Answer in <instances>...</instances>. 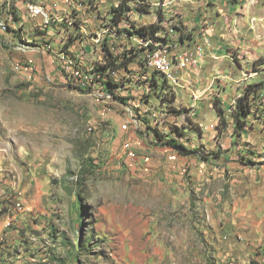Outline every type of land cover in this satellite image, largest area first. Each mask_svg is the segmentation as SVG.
Listing matches in <instances>:
<instances>
[{
    "label": "rangeland",
    "instance_id": "1",
    "mask_svg": "<svg viewBox=\"0 0 264 264\" xmlns=\"http://www.w3.org/2000/svg\"><path fill=\"white\" fill-rule=\"evenodd\" d=\"M33 1L60 4L76 25L54 18L43 30L22 1L0 0L11 41L0 39V183H15L0 197V215L12 210L0 264H260L244 252L222 260L216 246H249L256 235L264 243V88L251 97L244 130L230 113L241 85L264 83V0H132L118 24L123 0ZM153 24L158 42L138 33ZM91 36L101 49L69 50L71 42L90 49ZM204 36L225 57L206 59L178 85L167 79L151 99L146 80L166 76L138 59L107 80L95 76L104 46L123 57ZM61 51L83 70L62 72ZM109 79L121 85L115 95ZM177 132L195 153L164 145Z\"/></svg>",
    "mask_w": 264,
    "mask_h": 264
},
{
    "label": "built area",
    "instance_id": "2",
    "mask_svg": "<svg viewBox=\"0 0 264 264\" xmlns=\"http://www.w3.org/2000/svg\"><path fill=\"white\" fill-rule=\"evenodd\" d=\"M23 1L29 17L41 21L40 29L45 30L52 23L54 18H56L57 13H59L57 4L37 3L33 0ZM67 4L71 5L72 3L69 1ZM66 20L71 28L75 27L76 18L73 17L72 13L67 14ZM9 29L10 26L8 23L0 18V39L6 45H9L11 41L5 39L3 35H6ZM154 46L157 48L145 55V57L149 56L145 63L146 67L151 70L155 69L165 73V76L170 82L177 84L180 78V71L187 70L190 67H196L206 59V52L207 49L211 47V41L207 36H204V38H197L192 47L189 45H180L179 48L175 45L174 47L170 45L162 47L160 44H154ZM58 58L60 59L59 68L62 72L78 73V71L83 70V67H85L75 56L66 52L61 51ZM15 71H21L20 65L15 67ZM153 116L157 118V114L154 113ZM129 147L130 145L128 144L125 146L126 149ZM129 155L135 157L133 153ZM17 209H22L20 203L17 204Z\"/></svg>",
    "mask_w": 264,
    "mask_h": 264
},
{
    "label": "trees",
    "instance_id": "3",
    "mask_svg": "<svg viewBox=\"0 0 264 264\" xmlns=\"http://www.w3.org/2000/svg\"><path fill=\"white\" fill-rule=\"evenodd\" d=\"M17 1L21 0H9V2L16 3ZM144 1V0H143ZM131 2L132 0H123L122 3H120V8L116 9V13L114 12V22L116 24L121 23L122 21V16L126 14L132 7H131ZM137 11L141 12L142 14L147 11L144 7H135ZM132 10V9H131ZM3 15V13H0V17ZM153 29L152 32L150 30ZM161 32V28L156 26L155 24L150 25V27L144 28L143 30H139L138 33L144 40H152L154 42H158L160 40V37L158 34ZM150 33L151 36H144ZM104 51V60L103 64L95 66V76L97 77V74L101 77V79L107 80V77L114 74L118 73L120 71H128L129 67L132 63H134L137 59L140 63V65L144 66V68L147 69L145 62H144V57L147 54L146 52L141 54H131V53H126L123 55V57H115L114 52L111 49H108V47H103ZM150 79L146 80V85H145V96L151 99L152 97H156V94L158 93V89L162 88L164 89L166 86L170 84L167 80V78L163 77V82L160 83L159 79H161L158 75L157 72L153 73ZM70 84V83H69ZM161 84V85H160ZM106 89L113 95H115L114 90H118L119 87H121L120 84H116L113 79H109L108 82L106 83ZM170 86V85H169ZM111 88V89H110ZM264 88V83L260 84H254V85H249L245 89V93L243 94L242 97H240L237 102L235 107L232 109V114L233 118L235 121V127L244 130V127L247 126L246 119L247 117L251 114V97H253L255 94H257L261 89ZM76 90L79 91H85L86 89L79 85V87L75 88ZM119 98L122 102H125L124 98ZM175 95H174V100L171 103V106L173 107L174 111L177 112V108L174 106L175 103ZM149 102V100H148ZM220 102L218 99L216 103ZM219 110L220 113H224V109L220 108L218 105L216 106ZM179 112V111H178ZM179 131V129L177 130ZM155 133L159 137L161 141H164L162 139V135L158 130H155ZM177 137H172L170 136L167 141H165L164 145L172 148L176 152H178L180 155L184 156H189L192 153H195L197 149L194 150H189L187 149L182 143H180V137L179 136H185V134L182 133H176ZM220 155H216V158H220ZM80 201V200H79ZM80 202H78V206H80Z\"/></svg>",
    "mask_w": 264,
    "mask_h": 264
},
{
    "label": "crops",
    "instance_id": "4",
    "mask_svg": "<svg viewBox=\"0 0 264 264\" xmlns=\"http://www.w3.org/2000/svg\"><path fill=\"white\" fill-rule=\"evenodd\" d=\"M22 1V6H25V3H24V1L23 0H21ZM19 2V1H18ZM14 4V3H13ZM60 4H57V6L59 7V13H57V16H56V18H58V20L60 21V20H63V21H65L66 23H67V25H66V23H64V27L65 28H68V29H70V30H72V28L69 26V23H68V21L66 20V19H64V17L62 18V13H60V8H62V6L60 5ZM67 8H69V9H71V6L70 5H68L67 6ZM67 8H65V9H67ZM73 8H75V6L73 7ZM69 12V11H68ZM69 13H72L71 11L69 12ZM67 14V13H66ZM61 16V17H60ZM66 18V17H65ZM81 22V21H80ZM80 27V26H79ZM78 27V28H79ZM81 28L83 29V30H85L84 29V27L83 26H81ZM64 32V31H63ZM114 33V32H113ZM98 35H101V34H98ZM102 36V35H101ZM103 36H105L104 34H103ZM111 37H109V38H113L114 37V35L113 34H111L110 35ZM93 41H92V43H94L93 45H91V47H90V49H88V45L85 47V45L83 44L82 46H84V47H82V48H80V49H78L80 46H76V45H74V43H73V45H72V42H71V44H69V46H68V48H69V50L71 51V52H73V53H75L76 55H78V51L80 50V53H81V50H83L84 52H87L88 50H91V51H95L97 48L98 49H101V45H100V41H99V39L96 37V36H91L90 37ZM108 42H110V40L108 41ZM111 42H113V40H111ZM76 43V42H75ZM81 43V42H80ZM79 43V44H80ZM235 44H236V42H234ZM82 44V43H81ZM84 48V49H83ZM78 49V50H77ZM217 51V53L215 52V51ZM220 50L219 49H215V48H213L212 49V47H210V48H208L207 49V56H206V59H208V58H212V59H218V58H224L225 57V54H221V53H223V52H219ZM234 52H236V51H234ZM79 53V54H80ZM218 53H220V57L219 56H217L218 55ZM79 56V55H78ZM77 56V57H78ZM206 59L205 60H203L202 62H206ZM202 64V63H201ZM198 65V66H196V67H190L189 69H187V70H183V71H180L179 73H180V77L182 76V77H185L186 75L188 76V75H190V73L191 72H194L193 70H197V71H202V69L201 70H199L201 67H202V65ZM239 64V63H238ZM239 66V65H238ZM254 74L253 73H251L250 75H249V77H252ZM249 77H247L248 79H246L247 81L249 80ZM180 79V78H179ZM241 80H243V79H241ZM237 84H240V83H242V82H239V81H235ZM248 84V83H247ZM178 85V84H177ZM249 85H251V83H249L248 85H244L243 84V86L241 85V89H242V93H240L239 95H238V99L240 98V97H242L243 96V94L245 93V89L249 86ZM211 89V87H209V88H207V90L209 91ZM207 90H205L204 92H203V94L205 93V92H207ZM194 99H197V97H195V95H194ZM219 100V99H218ZM220 102L219 103H221V100H219ZM234 108V105L233 104H231V110ZM230 110V113L232 114V111ZM213 128L215 127V126H212ZM14 185H15V183L13 182V181H11V179H6V180H4V182H1L0 183V197L1 196H3V194L8 190V189H10V187H14ZM17 202V201H16ZM16 202H12V201H9V202H7V203H5V205H8L9 206V208H12L13 206H16ZM2 211V208L0 207V212ZM12 214V210H9L7 213H4L3 215H0V234L2 233V232H4L5 231V228L7 227V225L8 224H10L9 222V217H10V215ZM255 235V234H254ZM257 236V235H256ZM253 237L252 239L253 240H255V241H257L256 243H253V244H251V245H249V246H242V245H240L239 243L238 244H234V243H228V242H222V241H218L217 242V246H216V248H217V252L220 254V258L222 259V260H225V259H227V258H231V259H233V261H237V260H239V259H242L243 258V252L244 253H249V255H253L254 257H255V259L260 263V264H264V243H259V239L257 238V237Z\"/></svg>",
    "mask_w": 264,
    "mask_h": 264
}]
</instances>
